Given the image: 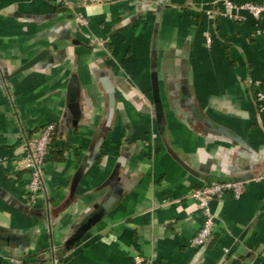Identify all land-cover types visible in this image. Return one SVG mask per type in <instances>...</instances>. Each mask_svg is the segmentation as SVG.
<instances>
[{
  "label": "crops",
  "instance_id": "1",
  "mask_svg": "<svg viewBox=\"0 0 264 264\" xmlns=\"http://www.w3.org/2000/svg\"><path fill=\"white\" fill-rule=\"evenodd\" d=\"M221 1L90 4L78 26L54 0H0V264H264V18ZM48 123L31 212L16 167ZM208 177L247 182L210 201L213 235L195 247L204 214L189 193Z\"/></svg>",
  "mask_w": 264,
  "mask_h": 264
},
{
  "label": "built area",
  "instance_id": "2",
  "mask_svg": "<svg viewBox=\"0 0 264 264\" xmlns=\"http://www.w3.org/2000/svg\"><path fill=\"white\" fill-rule=\"evenodd\" d=\"M56 4L66 8L72 14L75 24L85 26L88 20L85 15L79 10L80 7L90 4H102L116 0H54ZM220 6L224 11H229L232 16L245 17L250 15L256 23L264 18V0L260 2L246 1L236 2L233 0H222ZM209 40V39H208ZM258 84V83H256ZM256 99L261 102V107L264 110V92L257 91ZM57 131L55 123H48L42 126L29 139H26L20 162L16 170L26 171V191L28 194V204L33 205L38 193L42 188V175L46 159L48 157L49 148ZM259 177H262L261 175ZM247 180L233 181H210L202 186L191 189L189 195L195 201L196 206L204 214V221L196 234L191 240V244L195 247L205 245L212 237L214 230L213 214L209 209L210 201L217 199L222 200L227 193H232L234 197H238L244 190ZM5 264H21V259L17 256H10L6 259ZM134 264H150L144 259L135 256Z\"/></svg>",
  "mask_w": 264,
  "mask_h": 264
},
{
  "label": "water",
  "instance_id": "3",
  "mask_svg": "<svg viewBox=\"0 0 264 264\" xmlns=\"http://www.w3.org/2000/svg\"><path fill=\"white\" fill-rule=\"evenodd\" d=\"M47 53V51H43L42 53L38 54L37 56H35L32 60H30L28 63H26V65L24 66L25 68L30 67L32 65H34L38 60H40L45 54ZM152 77L155 78L156 74L153 73ZM153 83H155V81H153ZM73 88L71 89V98L74 100V93H75V86L76 83L73 81ZM69 107L71 109V111L74 113V115L76 117L79 116V112H78V103L76 101H72L69 104ZM201 121L206 122L207 124H209L210 126L212 125V123L204 118H200ZM228 136H230L228 134ZM231 137V136H230ZM190 172H193L192 170L189 169ZM79 176V173H77L75 175V179H77ZM212 177H208L206 178V180L208 181H212ZM221 181H226V180H221ZM111 204L106 202L105 204L100 205L99 207H97L95 210H93L75 229V231L73 232V234L71 235V237L67 240L66 242V246L67 247H71L73 244H75L82 236L83 234L100 218V216L103 214V212L105 210H107L109 208ZM6 241H9V238L6 239Z\"/></svg>",
  "mask_w": 264,
  "mask_h": 264
},
{
  "label": "trees",
  "instance_id": "4",
  "mask_svg": "<svg viewBox=\"0 0 264 264\" xmlns=\"http://www.w3.org/2000/svg\"><path fill=\"white\" fill-rule=\"evenodd\" d=\"M26 209L29 210V211H31V212L35 210L34 207H33V205H30V204H26Z\"/></svg>",
  "mask_w": 264,
  "mask_h": 264
}]
</instances>
